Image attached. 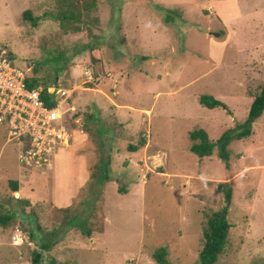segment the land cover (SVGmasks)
<instances>
[{
    "label": "rangeland",
    "instance_id": "obj_1",
    "mask_svg": "<svg viewBox=\"0 0 264 264\" xmlns=\"http://www.w3.org/2000/svg\"><path fill=\"white\" fill-rule=\"evenodd\" d=\"M0 46L42 89L79 86L86 69L98 78L70 99L73 138L48 176L19 164L0 127V216L14 215L0 226V264H33L44 240L58 242L42 264H157L152 252L162 246L169 264H199L206 215L223 206L221 183L232 189L231 229L215 264H264V113L249 138L230 143L229 169L188 151L190 133L216 141L242 123L264 86V0H0ZM203 95L230 114L201 106ZM115 108L142 136L117 124ZM142 138L139 168L127 167L128 146ZM105 153L109 180L93 195ZM60 171L64 187L87 179L67 209L52 201Z\"/></svg>",
    "mask_w": 264,
    "mask_h": 264
},
{
    "label": "built area",
    "instance_id": "obj_2",
    "mask_svg": "<svg viewBox=\"0 0 264 264\" xmlns=\"http://www.w3.org/2000/svg\"><path fill=\"white\" fill-rule=\"evenodd\" d=\"M81 85L70 89L41 87L29 89L27 75L14 66L9 53L0 46V127L6 132V143L17 145V160L40 176L51 174L57 153L71 144L69 101L86 84L98 81L92 69L84 71ZM51 95L49 103L43 92ZM25 237L19 229L12 234L13 245L22 244Z\"/></svg>",
    "mask_w": 264,
    "mask_h": 264
},
{
    "label": "trees",
    "instance_id": "obj_3",
    "mask_svg": "<svg viewBox=\"0 0 264 264\" xmlns=\"http://www.w3.org/2000/svg\"><path fill=\"white\" fill-rule=\"evenodd\" d=\"M23 14V18H28L29 20H31L29 11H25ZM32 21H34V19H32ZM220 34V39H222L224 34ZM38 85V81L33 79L30 80L28 78L26 79V86L29 89L37 88L39 87ZM43 98L47 101V104H50L49 99L51 98V95H47L45 90L43 92ZM199 104L210 110L219 108L230 114L228 107L224 103L208 95L201 96L199 98ZM263 113L264 86L261 87L259 92L253 97V100L249 106L247 116L242 123H238L233 129H229L222 133L216 141L210 140L208 135L202 130L190 133V144L188 146V151L200 160L215 156L221 163L224 164L226 169H229L230 152L228 150V147L230 143L232 141H241L249 138L253 133V124L258 119H260ZM69 130L72 131L70 124ZM144 144L145 140L142 138L137 145H129L127 150L129 152H136L139 148L143 147ZM103 163L105 170L102 171V174L95 175L94 172L91 176L92 182H94L93 185L95 186L93 195H100L103 191L105 183L109 180L107 170L110 164V157L108 153L104 154ZM9 184L12 192H16L18 190L17 182L11 181ZM217 190L223 195V206L220 210L206 215V222L202 230L203 244L199 253V264H215L218 261L219 256L224 252V249L228 242V235L231 229V225L228 221V213L232 203V189L230 187V183H221L218 185ZM122 193H125V191L120 189V194ZM13 216L14 215L11 212H8L6 215L0 216V226L7 227L8 222ZM84 234L87 235V237L90 236V232ZM57 242L58 241H56L55 243ZM55 243L48 242L47 240H44V242L40 241L39 249L32 252V263L42 264V262L45 261L44 252H49V250H51V247ZM167 250L168 249L166 246L154 249V251L152 252V259L155 261V263L169 264L167 260ZM48 264H58V262L55 259L50 258L48 260Z\"/></svg>",
    "mask_w": 264,
    "mask_h": 264
},
{
    "label": "crops",
    "instance_id": "obj_4",
    "mask_svg": "<svg viewBox=\"0 0 264 264\" xmlns=\"http://www.w3.org/2000/svg\"><path fill=\"white\" fill-rule=\"evenodd\" d=\"M226 4H228V3H226ZM214 6H216L218 8L219 7L223 8L225 6V4L218 5V4L215 3ZM225 43L227 44L228 42H225ZM225 43H223V45ZM214 45L219 46L218 43H216ZM219 47H220V51H219V55H220L221 54V50H222V48H221L222 45L219 46ZM219 55L217 57L214 56V55H211V56H208V58H209V60L211 62H214L216 60L219 61ZM252 77H254V75L251 74L250 78H252ZM116 110L117 109L115 108L114 109V113L116 112ZM140 112H148V111L140 110ZM123 118H125V119H123ZM123 118L120 117L118 113H115V119H116L117 124L122 125L123 129L127 130L128 132H130V136H135L136 134L139 135V136H142V131L140 130L139 125H137L136 128H132V127L129 126L132 123L131 122L132 118H127V117H123ZM124 120H125V124H124ZM130 154H131V156H130V159H129V163L127 164V167L129 165H131L132 168H139V166H140L139 163L142 161L140 159L143 158L144 150L143 149H138L136 152H130ZM68 156H69V159H70V155H68ZM142 171H143V169H142ZM62 175H63V172L60 171V173H59V181H60L61 187L63 188L62 192H61V194L58 196V198L56 200L52 196V201L54 203H56V205H58L59 208L67 209L71 205V203L74 201V198L77 197L80 188H82V186L85 184L87 179L84 177V173H83V175L80 174V176L73 178L72 185H70L68 183V185L66 187H64V182H63V176ZM109 184H110V182L107 183L106 188H108ZM106 191H107V189H106ZM104 193L106 195V192H104Z\"/></svg>",
    "mask_w": 264,
    "mask_h": 264
},
{
    "label": "water",
    "instance_id": "obj_5",
    "mask_svg": "<svg viewBox=\"0 0 264 264\" xmlns=\"http://www.w3.org/2000/svg\"><path fill=\"white\" fill-rule=\"evenodd\" d=\"M212 36L217 39L220 37V34L219 33H212Z\"/></svg>",
    "mask_w": 264,
    "mask_h": 264
}]
</instances>
